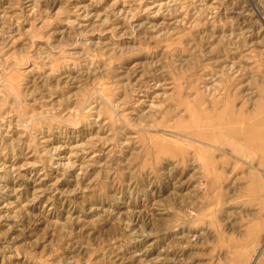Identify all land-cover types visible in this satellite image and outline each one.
<instances>
[{
    "label": "rangeland",
    "instance_id": "374dc122",
    "mask_svg": "<svg viewBox=\"0 0 264 264\" xmlns=\"http://www.w3.org/2000/svg\"><path fill=\"white\" fill-rule=\"evenodd\" d=\"M0 264H264V0H0Z\"/></svg>",
    "mask_w": 264,
    "mask_h": 264
}]
</instances>
